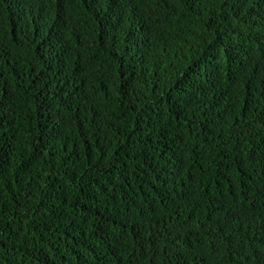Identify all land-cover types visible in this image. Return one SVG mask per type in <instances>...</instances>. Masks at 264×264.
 <instances>
[{
    "label": "trees",
    "instance_id": "1",
    "mask_svg": "<svg viewBox=\"0 0 264 264\" xmlns=\"http://www.w3.org/2000/svg\"><path fill=\"white\" fill-rule=\"evenodd\" d=\"M0 264H264V0H0Z\"/></svg>",
    "mask_w": 264,
    "mask_h": 264
}]
</instances>
